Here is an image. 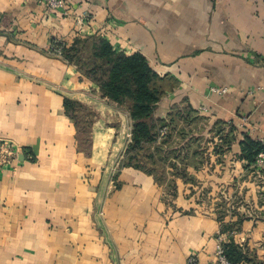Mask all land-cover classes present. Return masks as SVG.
I'll list each match as a JSON object with an SVG mask.
<instances>
[{
  "label": "crops",
  "instance_id": "obj_1",
  "mask_svg": "<svg viewBox=\"0 0 264 264\" xmlns=\"http://www.w3.org/2000/svg\"><path fill=\"white\" fill-rule=\"evenodd\" d=\"M68 1L64 16L38 0H0V140L21 152L0 174V264H218V239L229 235L264 259V172L241 149L246 135L264 138V0ZM84 12L90 35L143 54L160 76L155 118L196 112L197 126L178 122L167 148L187 179L169 166L161 183L120 167L131 139L124 114L50 54L54 39L73 40ZM65 98L98 114L89 155Z\"/></svg>",
  "mask_w": 264,
  "mask_h": 264
},
{
  "label": "trees",
  "instance_id": "obj_2",
  "mask_svg": "<svg viewBox=\"0 0 264 264\" xmlns=\"http://www.w3.org/2000/svg\"><path fill=\"white\" fill-rule=\"evenodd\" d=\"M63 59L75 65L82 77L92 81L99 88L102 98L118 107L127 105L132 132L120 167L140 169L154 175L161 183L170 177V172L168 166H165L164 172H159L160 169L155 165L168 163L174 169L172 174L187 179L186 172L172 160L177 157L176 151L167 148L172 144V132L177 128V123L184 120L188 125L197 126L198 117L191 106L184 105L170 111V116L173 115L170 118H155L157 104L164 95L163 81L143 54L137 52L128 55L115 49L101 35L92 34L75 36L64 48ZM64 106L75 124L78 148L89 155L92 150V127L98 115L96 110L70 98L64 99ZM164 127L167 128V134L159 140L160 130ZM182 130L180 132L186 138L189 130ZM241 149L244 158L253 163L257 155L264 151V144L246 135L241 142ZM143 150L148 153L146 160L151 161L141 159L140 152ZM223 246L231 264H264V259H259L255 253L236 243L233 235L228 236Z\"/></svg>",
  "mask_w": 264,
  "mask_h": 264
},
{
  "label": "built area",
  "instance_id": "obj_3",
  "mask_svg": "<svg viewBox=\"0 0 264 264\" xmlns=\"http://www.w3.org/2000/svg\"><path fill=\"white\" fill-rule=\"evenodd\" d=\"M47 10L64 16L72 15V4L68 0H38ZM92 17L88 12H84L78 15L75 19V36L90 35L88 33L90 29V22ZM88 28V29H87ZM72 41L63 38H56L50 46V54L56 57L63 58V50ZM211 93L218 95H226L229 90L226 87L214 86L211 89ZM245 122L247 118H243ZM167 134V128L164 127L160 130L159 137L162 138ZM259 141L264 144V138H260ZM21 159V152L18 147L10 140H0V174L6 169H16ZM253 168L257 172H264V151H261L255 161L252 164ZM225 238L219 237L216 245V258L218 264H231L225 255L223 242ZM187 264H198L196 256H190Z\"/></svg>",
  "mask_w": 264,
  "mask_h": 264
},
{
  "label": "rangeland",
  "instance_id": "obj_4",
  "mask_svg": "<svg viewBox=\"0 0 264 264\" xmlns=\"http://www.w3.org/2000/svg\"><path fill=\"white\" fill-rule=\"evenodd\" d=\"M119 109V111L121 112V113H123L124 114V124H125V128L128 130V126H131V130H129L130 132H132V121H131V118H130V113H129V109H128V107H127V105H125V106H123V107H119L118 108ZM117 109V110H118ZM117 116H119V115H117ZM179 128V127H178ZM178 128L175 130V132H174V135H175V137H174V140L179 136V132H178ZM93 138V137H92ZM91 138V139H92ZM92 141H93V139H92ZM173 141V140H172ZM108 144V143H107ZM110 144V143H109ZM194 144V143H193ZM147 152V150H143V151H141L140 152V157H141V159H143V160H145V161H151V159H149V160H146V158H147V155H148V153H146ZM158 169H160L159 170V172H164V168H165V166H170L168 163H166L165 165L164 164H161V162L160 163H157V165H155Z\"/></svg>",
  "mask_w": 264,
  "mask_h": 264
}]
</instances>
